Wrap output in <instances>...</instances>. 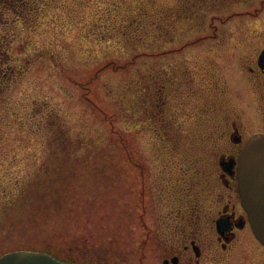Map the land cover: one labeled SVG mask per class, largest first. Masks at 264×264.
Masks as SVG:
<instances>
[{
	"label": "rangeland",
	"instance_id": "374dc122",
	"mask_svg": "<svg viewBox=\"0 0 264 264\" xmlns=\"http://www.w3.org/2000/svg\"><path fill=\"white\" fill-rule=\"evenodd\" d=\"M181 1L39 0L34 17L15 16L8 28L0 14V57L7 49L14 71L0 87V254L53 248L76 263L138 264L147 228L171 227L160 195L166 182L183 179L186 161L159 139L150 117L144 123L130 113L135 88L146 100L162 79L166 109H176L184 72L188 86L196 83L200 113L212 100L196 126L181 114L185 153L201 145L202 133L216 135L217 106L251 102L242 64L264 44V0H211L207 14L177 17ZM132 14L145 29L159 21L162 42L122 37L123 16ZM263 251L243 238L223 264H264Z\"/></svg>",
	"mask_w": 264,
	"mask_h": 264
},
{
	"label": "flooded vegetation",
	"instance_id": "af4514ba",
	"mask_svg": "<svg viewBox=\"0 0 264 264\" xmlns=\"http://www.w3.org/2000/svg\"><path fill=\"white\" fill-rule=\"evenodd\" d=\"M242 70L249 73L252 89L246 98L251 102L243 109H228L223 104L217 106L214 110L218 114L216 135L213 131L210 137L208 133H202L198 148L196 143H190L189 150L182 151L186 149V143L177 126L183 125L182 113L184 118L188 114L196 126V115L205 117L210 107L208 101L211 106L213 103L211 99L206 100L204 112L199 114L196 83L188 86L184 72L180 78L184 95L182 105L176 99V109L169 106L166 109L167 94L161 91L158 116L147 108V118L158 126V135L166 143L176 144L170 152L186 161L187 170L183 179L177 177L166 182L165 191L160 195L161 206L165 207L162 221L170 223L171 227L164 231L158 226L147 228V246L135 250L139 255L138 264H223L230 260L235 244L243 238L256 241L264 250L253 234L248 212L243 206L238 177L239 157L246 143L253 134L264 133V44L256 47L254 55L242 64ZM210 91L211 97L214 93L212 89ZM187 100H192L193 105L185 113ZM146 101L145 108L150 99L147 97ZM206 118L208 123H213V110L208 111ZM202 144H205L203 148ZM111 261L106 259L105 263L96 264H117Z\"/></svg>",
	"mask_w": 264,
	"mask_h": 264
},
{
	"label": "water",
	"instance_id": "95a60500",
	"mask_svg": "<svg viewBox=\"0 0 264 264\" xmlns=\"http://www.w3.org/2000/svg\"><path fill=\"white\" fill-rule=\"evenodd\" d=\"M239 186L253 232L264 245V133L247 142L238 166ZM0 264H69L54 256L29 250L11 251L0 256Z\"/></svg>",
	"mask_w": 264,
	"mask_h": 264
},
{
	"label": "trees",
	"instance_id": "16d2710c",
	"mask_svg": "<svg viewBox=\"0 0 264 264\" xmlns=\"http://www.w3.org/2000/svg\"><path fill=\"white\" fill-rule=\"evenodd\" d=\"M211 0H182L181 3H183L182 8L179 10V13L176 15L177 17H179L181 14L183 15L184 13L187 12V14L189 13L190 15H194V13H200V16L202 14H207L208 13V8L209 6H211L210 4L208 5L207 3L210 2ZM42 8L41 4L39 2V0H0V14H1V20H2V24L5 25V27H11L14 21L15 16L16 17H23V16H31L34 17V15L37 13V11H39V9ZM137 10V9H136ZM144 10V9H143ZM139 11L137 10L135 13L140 14V15H145L147 14L145 11ZM188 14V15H189ZM197 15V14H196ZM137 17L138 20L140 22L133 24L132 19L133 17ZM125 17L122 20L125 21H121V23L124 24V26L121 30L119 29L118 33L121 34L122 37L126 38L128 40L129 43L134 42L136 44H140L141 42H146V41H156L158 43H161L163 40L164 35L166 34L165 32H163V28H162V24H159V21L153 20V25L150 28L145 29V25L146 23L143 22V18L142 16H137L135 14L132 15H127V16H123ZM121 20V19H120ZM119 20V22H120ZM140 23V24H139ZM159 24V26H158ZM139 27H136V26ZM151 26V25H150ZM162 29V30H160ZM134 30V32L132 31ZM131 31L132 33H130L129 35L128 32ZM10 39H7V42ZM6 42V43H7ZM5 43V44H6ZM8 54L9 51L6 49L5 54H1L3 56L0 57V62L3 61L2 59L4 58L5 61V56H6V67L5 69L1 68L0 69V87L7 84L9 78L14 77V71L13 68H9L8 67V63H9V59H8ZM1 89V88H0ZM154 97H155V101L153 100V102L150 104H148L147 106L149 107L150 111H155L156 112V116H158V111H159V99L161 98V95L158 93V90L154 89ZM138 97H140V93H137ZM134 106V108L136 110L139 111V115H142L145 113L146 108L144 107L145 103L144 101L139 102L138 100L135 99V104L133 102L132 104ZM143 116V115H142ZM163 149L166 148V146L162 147ZM48 192V191H47ZM22 199H24V194L21 196ZM19 248V247H18ZM23 247H21L20 249H22ZM13 249H17V248H13ZM11 249H6L4 252L10 251ZM44 251H47L57 257H59V255L56 253V250L51 248L50 249H44Z\"/></svg>",
	"mask_w": 264,
	"mask_h": 264
}]
</instances>
